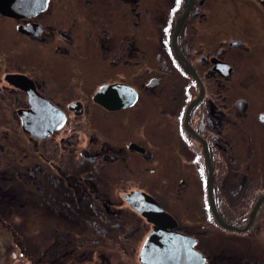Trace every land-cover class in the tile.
<instances>
[{"label":"flooded vegetation","instance_id":"flooded-vegetation-1","mask_svg":"<svg viewBox=\"0 0 264 264\" xmlns=\"http://www.w3.org/2000/svg\"><path fill=\"white\" fill-rule=\"evenodd\" d=\"M60 2L70 15L63 14ZM75 11L88 19L82 20ZM9 29L14 40L24 38L9 60L16 69L5 70L0 78L13 94L25 97L12 122L22 124L18 112L31 107L27 93L7 81L9 75L26 77L41 97L66 115L63 127L45 139L22 128L35 145L51 140L42 145L47 167L33 165V161L14 167L11 189L18 195L10 201H35L31 191L37 188L40 193L35 194L45 201V208L60 217L57 232L69 243L71 238L87 234L86 221H90L95 234H120L118 237L127 240L128 247L121 245L126 255H132L142 241L139 262L155 225L124 199L133 192L152 197L174 219L168 231L195 239V249L208 264H222L227 259L202 239L212 235V221L218 230L234 234L250 232L264 222V0H49L46 10L35 17L17 20L0 14V35ZM38 46L48 62L36 54ZM154 62H158V71ZM58 67L63 71L59 76ZM72 72L76 76L70 82ZM103 86L119 87L118 93L133 88L136 100L108 110L95 100ZM79 117L89 118L96 129L86 136L88 142L80 152L79 164L88 163L81 169L74 162L76 144L68 149L69 156L66 151L60 153L55 140V134L68 125L76 134L62 137L61 147L80 138L78 125L72 122ZM100 120L112 143L103 140L94 152L91 144L99 142ZM140 138H148L150 143L144 144ZM36 147L38 151L40 147ZM164 157L171 158L165 173L173 187L172 201L137 188L115 202L109 194L116 189L114 174H121L117 186L132 180L135 166L157 179ZM203 184L207 189L204 203L195 201L192 193ZM24 189L30 190L19 192ZM246 195L256 201L253 211L262 202L244 228L246 215L237 201H248ZM2 196L8 198L9 192ZM211 200L220 218L237 230L218 223ZM123 203L127 207L122 210ZM98 242L96 246L105 248ZM87 244L82 242L80 247ZM61 249L60 260L72 253L65 246ZM242 256L243 264L262 261L255 253ZM101 260L111 264L110 257Z\"/></svg>","mask_w":264,"mask_h":264},{"label":"rangeland","instance_id":"rangeland-1","mask_svg":"<svg viewBox=\"0 0 264 264\" xmlns=\"http://www.w3.org/2000/svg\"><path fill=\"white\" fill-rule=\"evenodd\" d=\"M59 6H62V12L65 16L66 14L70 15L69 8H65L64 3L62 4L60 2ZM68 6L70 7L71 5L69 4ZM75 13L78 14L82 20L88 19L84 13H77L76 11ZM132 30L133 29L130 30V33H132ZM13 35L14 33L10 29L8 31H2L0 35V78L5 70H8L9 72L16 69L9 60L12 58L18 45L21 44L20 40L24 38L22 37L20 40H14ZM151 37H155V35L153 34ZM22 45L24 46L25 44L22 43ZM35 52L41 59H48L47 56H44L42 53V47H35ZM49 61H51V59ZM153 64V68L158 71V62H154ZM148 67H150V65H148ZM59 68L60 67L55 69L58 76L63 73L62 68ZM44 72L47 73L49 71L46 70ZM72 74L73 76L70 78V82H72L71 80H74L76 76L73 72ZM10 90L11 89L7 83H0V264H102V256L106 259L110 257L111 264H140L139 252L142 241L141 243L140 241L137 243L135 246L136 250L132 255H126L124 254L121 245L128 247L127 240L118 237L120 234L106 237H104L103 233L95 234L96 227L92 226L90 221H86L87 234L82 235L79 238H71V243H69V239L65 238L63 236L64 234L57 232V227L61 223L60 217L55 213L50 214L47 208H45V201H43L41 197H37L35 194L40 193L37 188H34L33 191H31V196L35 201H32L31 199L26 201L23 198H20V200L17 201L9 200L13 199L15 194L18 195V192H16L15 189H11L14 186V183L12 182V169L18 166H27L31 161L34 162L33 165H38L39 163L40 165L47 167L44 158L42 157L45 153V148H43L42 145L47 141H51L50 139V141L42 140L35 145V142H29L27 135H23L22 124L18 125L16 122H12L13 120H16V108L25 104V97L21 93L15 95ZM142 97L147 99V94H143ZM16 100L19 101L18 105H16ZM72 122H75L76 125H78L76 126L78 127L76 131L79 133V140L75 137L74 139H77L78 141L75 140L71 146L64 143L65 148L61 147L60 139L62 137L67 139L69 136L73 135L74 137L76 134L74 133L73 126L69 125L68 128L55 134V140L59 144L60 153L66 151L69 156L70 152L68 149L76 144V151L73 153L75 157L74 162L76 167L81 169L88 165L86 161L83 165L79 164V159L81 157L80 152L84 150V147H86V143L88 142L86 136H89L90 134L92 135V131L96 129L93 123H90L89 118L82 119L79 117L74 121L72 120ZM79 122L82 123L78 124ZM147 122H149V120ZM101 123H103V121L100 120L99 130L96 134V139H98L99 142L91 144V149L94 150V152L100 148L101 141L109 139V133H106V129ZM16 129L18 130L19 135L17 137L15 136L17 132ZM16 138L19 139V141L15 143ZM81 138H84V140L82 141ZM140 139L144 140V144L150 143L148 138ZM110 143H112V141H110ZM36 146L40 147L38 151H36ZM241 149H243L242 146ZM170 163L171 158L164 157L161 159L159 169L162 173L157 178L158 180L154 178L150 172L142 171V167L139 168L135 166L133 167L134 174H131L132 180H130L128 184L124 182L121 183L122 185L117 186L116 182L121 174H114L116 189L110 190L109 194L112 193V198H114L116 203H119L116 200L117 198H121L122 194L127 193L132 189L143 188L146 192L151 193L152 195L157 196L159 194L163 201H172L173 187H171V181L169 182L170 176L165 173L167 165L171 166ZM120 166H123V162L120 163ZM147 167L151 168L149 165H147ZM108 169L109 168H105V171ZM117 171L118 168L114 169V173ZM155 181L156 183H154ZM162 186L163 190L161 191ZM30 187L31 182L28 181V188ZM28 190L30 189H24L19 192L23 191L24 193H28ZM5 191L9 192L8 198L2 196ZM260 192L261 190L259 189V195ZM192 193L195 201H202V203H204V198L207 195L205 184H203L201 188L200 186L195 187ZM58 194L59 193L57 192L56 197L60 198V194ZM246 197L248 201H237L238 205L239 202L243 205V215H246L242 224L244 228L253 212L252 203L256 202L250 201L248 199L249 196L246 195ZM120 202H122V200ZM229 202L232 203V201ZM9 203L13 208L8 207ZM124 204L125 203L121 206V209L127 207ZM143 225L144 224L142 223L139 226ZM209 229L211 230L212 235L208 238L202 237V239L218 254V256L227 257L224 262H221L222 264H243L242 255L250 253H255V256L261 258L263 262L260 261V264L264 263V222L255 226L250 232L242 234L226 232L221 228L218 230L219 228H216L214 221L211 222ZM82 231H85V229ZM142 237L143 236L141 235L140 240ZM97 240L101 241L105 248H99L96 246V244L99 243ZM86 241L88 244L80 247L82 242ZM74 243L76 246H73ZM61 246L67 247V250L70 248L72 253L62 257L60 260L59 256L62 253ZM223 246L226 248L227 252L224 251ZM220 253H223V255ZM83 254L86 255L81 256Z\"/></svg>","mask_w":264,"mask_h":264},{"label":"water","instance_id":"water-1","mask_svg":"<svg viewBox=\"0 0 264 264\" xmlns=\"http://www.w3.org/2000/svg\"><path fill=\"white\" fill-rule=\"evenodd\" d=\"M48 3L49 0H0V14L17 20L31 18L46 10ZM6 79L11 85L24 90L29 97L28 103L31 109L18 112L22 120V128L26 133L38 139H45L63 127L66 115L41 97L33 84L27 82L26 77L9 75ZM118 88L116 86L101 87L95 97L96 102L108 110H117L134 104L136 91L133 88H127L125 93H129L128 98L125 93H118ZM124 199L148 222L155 225L140 254L142 264H208L202 254L195 249V239L168 231V227L174 225L171 223L174 219L166 214L152 197L142 192H133L130 195H124ZM140 202L145 203L146 208ZM261 202L258 201L251 218L255 216ZM211 205L216 220L222 227L237 230L236 227L220 218L213 200Z\"/></svg>","mask_w":264,"mask_h":264},{"label":"trees","instance_id":"trees-1","mask_svg":"<svg viewBox=\"0 0 264 264\" xmlns=\"http://www.w3.org/2000/svg\"><path fill=\"white\" fill-rule=\"evenodd\" d=\"M8 207L13 208V206L10 203H9V206Z\"/></svg>","mask_w":264,"mask_h":264}]
</instances>
